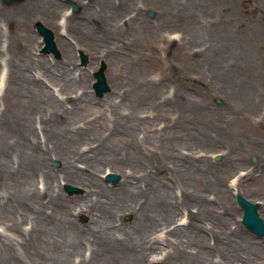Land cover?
<instances>
[{"label": "bare ground", "instance_id": "1", "mask_svg": "<svg viewBox=\"0 0 264 264\" xmlns=\"http://www.w3.org/2000/svg\"><path fill=\"white\" fill-rule=\"evenodd\" d=\"M130 1L128 6L133 5V0ZM141 1L142 5L163 4L162 0ZM185 4L195 6L194 0ZM98 12L94 11L95 14ZM59 13V6L53 0H25L22 5L10 8L0 4V23L5 26H0V68L5 71L0 91V226L4 232L24 235L25 231L12 219H16L19 213L20 221H30L32 226L29 231L34 232L33 240L29 238L31 252L27 250L26 262L22 264H158L159 259H148L157 250L164 256L161 260L168 259L169 264L176 261L183 264H196L199 261H203V264H246L244 257L248 256L241 254V246H250L262 252L264 241H252V237L238 225L227 233L230 230L228 216L232 209L229 189L245 198L247 194L261 195L263 198L262 192L249 188L239 191V182L233 189L209 179L216 198L213 201L205 197L206 190L201 185V179L211 167L207 166L202 173H192V165L197 170L201 169L204 160L200 155L195 158L194 154L188 156L183 152L182 146L187 147L191 141L188 138V135L191 136L189 121L183 122L179 131L174 129L165 133H150L151 124L145 126V121L136 122L141 114H144L142 117L148 114L155 115V118L163 117L157 107L153 109V99L161 94L162 82L151 79L148 72L140 75V80L133 81L126 92L116 96L112 85L118 90V85L114 83L118 77H112L110 69L106 74L110 94L95 100L86 93L84 76L79 73L78 77H74L67 71L69 66H75L69 45L76 43L92 56L91 52H98L101 44H107L111 33L118 31V28L113 31L112 24L102 21L98 28L87 29L80 20H76L75 25L73 16L67 13L64 14V23H61L57 17ZM35 21H41L53 30L55 45L61 48L64 55L59 63L39 57L34 53V48L24 46L29 40L31 43L29 24ZM128 21L131 27H142L136 15ZM145 22L148 23L147 20ZM69 34L74 35L69 36L73 40L68 38ZM21 40L25 43L22 41L21 44ZM182 42L189 44L191 40L187 38ZM40 47L41 43L36 49ZM125 95L132 100L126 101L127 112L123 116V121L131 128L130 134H125L123 125L119 123L122 119L119 107L123 105ZM61 96L72 97L70 107L64 106ZM93 105L107 108L111 114L110 120L96 111L98 115L93 121L98 124L97 129L90 131L83 130L84 126L75 127L74 118L83 116L85 108ZM181 111L182 114H189L184 107ZM101 120L108 123L102 131L99 130ZM35 125L46 133L43 145L35 140L38 136ZM140 125L146 134L144 144L152 138L149 145L154 146L156 142L158 149L162 147L171 161H188L179 175L183 179L173 177L170 181L172 186L180 188V196L175 195L169 184L158 187L147 180L162 174L166 162L153 164L154 161L148 160L147 149L138 147ZM105 130H108L107 134L102 133ZM136 130L138 133L135 134ZM178 132L184 135L180 136ZM93 144L96 145L91 147ZM229 144L225 149L230 147L231 152L235 151L234 147H241L238 139H231ZM104 145L108 150H103ZM245 145L249 146L247 150L250 153H255L258 147L250 140H246ZM149 154L150 157L155 155L152 150ZM244 154L238 159L227 157L232 162H227L226 167L244 164ZM52 159L61 161L60 170L50 168ZM259 159L262 160L261 157ZM141 161L143 165H140ZM102 165L112 169L110 172L120 174L121 182L116 188H108L98 178L96 170L101 169ZM246 175L239 178L242 184L255 178L253 172ZM62 183L80 186L84 193L67 198L61 192ZM103 197L108 198V202L103 203L100 200ZM216 200L221 203L219 211L213 209ZM190 207L196 208L195 213H191ZM176 209L187 211L192 218L186 223L179 219L180 223L175 224L178 220L175 219ZM78 213L88 216L85 226L76 222ZM126 213L133 220L128 227L118 223ZM203 218L210 219L208 229L212 231L204 230L199 223ZM39 230L43 237L53 240L59 247H53L48 253L41 240L44 238L36 233ZM218 232L224 234L222 238L227 242L216 236ZM230 234L238 236L236 245L230 244ZM92 236L93 240L90 239ZM208 237H211L213 247L206 245L210 240ZM20 246L10 235L0 232V264H20L16 253Z\"/></svg>", "mask_w": 264, "mask_h": 264}, {"label": "rangeland", "instance_id": "2", "mask_svg": "<svg viewBox=\"0 0 264 264\" xmlns=\"http://www.w3.org/2000/svg\"><path fill=\"white\" fill-rule=\"evenodd\" d=\"M53 1L59 6L60 13L57 17L61 23H64V14L67 13L73 16L72 19L75 25L76 20H80L83 27L87 29L98 28L102 21L112 24L113 31L118 28V31L111 33V38L107 40V44H101L98 52H91L92 56L80 49V46L78 47L76 43L69 45V51H71L75 66H69L70 68L67 71L71 72L74 77H78L79 73L84 76L85 92L95 100H100L110 94V86L102 95H96L92 90L93 74L100 67L101 61L106 64L105 77L106 74H109L110 69L111 76L118 77V80H114V83L118 85V90L116 87L114 89L111 84L116 96L126 92L129 85L133 81L140 80V75L143 76L144 72H148L151 79H155L157 82L160 80L162 91L160 95L153 99V109L157 107L163 117L155 118V115L151 116L149 114L147 117H142L144 114H141V118L136 122L145 121L143 124L145 126L151 124L150 133L155 131L165 133L172 132L174 129L179 131L183 127L182 123L188 120L191 131V136L188 135V138H191V141L187 147L182 146L184 148L183 152L188 153V156L194 154L195 158H199L197 155H200L205 163L198 170L192 165V173L193 171L202 173L207 166L211 167L210 171L203 173L201 179V185L206 190L204 192L205 197L213 201L216 198V192L211 189L209 179L219 182L225 187L228 185L233 189L239 182V191L249 188L262 192L263 198L261 195L256 194H247L246 198L251 202L259 203V216L264 221V0H194V7L185 4L191 0H162L163 4L159 5H142L141 0H133V5L129 6L130 0H126L123 4L118 3L120 0ZM71 1L80 7L78 12H72ZM24 2L25 0L4 4L0 1V4L3 7L10 8L15 5H22ZM94 11L99 12L95 14ZM150 12L153 13V16L149 15ZM135 15L136 19L141 22L142 27L130 26L128 19ZM36 22L41 21L29 24L31 43L29 40L24 46L30 49L34 48V53L39 57H45L52 63H59L64 55L57 45L58 56L52 53H41V47L36 49L39 43L42 44L41 37L34 27ZM41 23L44 25L43 22ZM0 26L5 27L3 23H0ZM44 26L53 32L50 27ZM73 30L77 33L76 29ZM148 31L151 33L149 34ZM53 36L55 41L54 32ZM69 36L74 35H68V38L73 40ZM187 38L191 40V43L183 44L182 41ZM24 43L25 41H23ZM78 51L84 52L87 56L85 65L81 64ZM88 56H90L89 60ZM53 72L56 73L54 70ZM4 80L5 71L4 68H0V91L3 88ZM61 97L64 106L70 107L72 97ZM129 100L132 101L129 95H125L123 105L119 107V113L122 117L119 123L123 125L122 130L125 134H130L129 131L131 130L126 121H123L125 119L123 116L127 112L126 101ZM182 107L189 111L188 115H185L184 112L182 114ZM85 109L83 116L74 118L75 127L84 126L83 130L90 131L97 129L98 124L93 121L98 115L96 111L106 115L108 120L111 118L109 110L105 107L93 105ZM52 116L54 115L52 114ZM99 125V130L102 131L108 123L101 120ZM142 128V125L138 126L140 133L137 130L135 131V134L138 133V147L147 149L148 160L154 161L153 164L166 162V168L163 169L162 174L153 179L147 178V180L158 187L162 184H169L175 195L180 196V188L172 186L170 181L173 180V177L183 179L179 175L186 162L188 164V161L186 159L182 162L171 161L169 157L167 158L162 147L158 149L156 142L153 143L154 146L149 145L152 138L144 144L146 137L144 135L146 134H144ZM34 130L38 134V139L35 137V140H38L40 145L45 144L46 135L44 136V134L46 133L44 129L40 131V127L35 125ZM102 133L107 134L108 130ZM178 135L182 136L184 133L181 132ZM231 139H238L241 145L240 148L234 147L235 151L232 152L230 147L225 149L226 146L230 145ZM246 140L255 142L258 145L255 153H250L247 150L249 146L245 145ZM95 145L93 144L91 147ZM102 148L108 150L106 145ZM151 150L155 153L152 157L149 154ZM245 151L247 155L244 154ZM226 153L229 155L226 156ZM242 154H244V164H238L237 166L231 164L226 167L227 162H232V159L228 160L227 157L233 156V158L238 159ZM217 156H219L218 160H216ZM55 163L58 165L55 166ZM143 163L141 161L140 165H143ZM80 166L83 165L80 164ZM61 167L60 160L52 159L50 161V168L53 171H58ZM109 170L112 169L102 165L101 169L97 168L96 171L102 183L107 185L108 188L114 189L121 182V177L117 172H110ZM104 172L118 175L119 180L116 183L105 182ZM251 172H253L255 178H250L242 184V179L239 181V178L247 177L246 174ZM65 185H69L77 191L69 193L64 189ZM231 190L229 189L228 195L232 209L228 216L230 230L228 229L227 233H230L238 225L241 230L252 237V241H264V235L255 237L241 224L242 210L235 202L237 192L234 193V190ZM61 192L68 198L81 196L84 190L77 185L62 183ZM109 196L111 197V192ZM100 200L106 203L109 199L103 197ZM220 206L221 203L216 200L213 209L219 211ZM190 208H192L191 213H195L196 208ZM175 214V219H178L175 224L180 223L179 219H182L181 222L186 223L192 218L191 214L183 211V209H176ZM75 218L81 226H85L89 219L83 213H78ZM12 220L25 231V234L20 235L12 231H10L11 233L4 232L1 226L0 232L10 235L15 242L21 245L16 249V253L21 260L20 264H22L24 261L26 262L27 250L30 249L31 252V248H29L31 245L30 239L33 240L34 232H30L32 226L30 221H20L19 213L18 217ZM132 221L131 215L126 213L119 218L118 223L128 227L132 224ZM199 223L203 225L204 230H210L208 229L211 226L209 218H203ZM36 233L40 238H44L41 240L45 243V249L48 253L53 247H59V244H54L53 240L43 237L42 231L39 230ZM222 235L224 234L216 233L221 241L227 242L222 238ZM208 238L210 240L208 239L206 245L213 247L211 237ZM229 238L231 239L230 244L236 245L238 236L230 234ZM90 239L93 240L94 237L92 236ZM224 244L227 246L226 243ZM158 251L151 253L148 259H159L158 264H169L168 259L161 260L164 256H161ZM241 252L242 255L246 254L248 256L244 257L247 261L246 264H264V250L261 252L250 246H241ZM183 263L176 261L175 264ZM203 263V261H199L196 264Z\"/></svg>", "mask_w": 264, "mask_h": 264}, {"label": "water", "instance_id": "3", "mask_svg": "<svg viewBox=\"0 0 264 264\" xmlns=\"http://www.w3.org/2000/svg\"><path fill=\"white\" fill-rule=\"evenodd\" d=\"M3 2L9 3L12 0H2ZM16 1H22V0H16ZM72 8L75 12L79 10V6L72 4ZM150 15H153L150 13ZM35 28L37 29L38 33L43 36L45 47L42 49L43 52H52L55 56H58V51L55 47V44L53 42V35L49 29L44 27L40 23L35 24ZM82 62H86L85 56L81 55ZM103 70L104 65L101 66L98 72L95 73L96 83L93 85L94 89L96 90V93L98 95H102L103 92L107 91L108 88L105 84V79L103 76ZM109 181L115 182L117 180V176L110 175L107 178ZM68 191H73L70 187H66ZM236 200L238 205L243 210V217H242V223L245 225V227L252 231L255 235L258 237L264 235V223L262 219L259 217L257 213V209L259 208L258 204H253L247 199H245L242 195L238 194L236 196Z\"/></svg>", "mask_w": 264, "mask_h": 264}]
</instances>
